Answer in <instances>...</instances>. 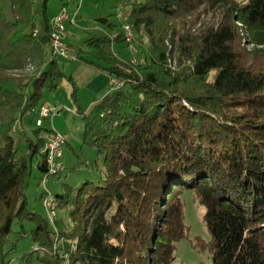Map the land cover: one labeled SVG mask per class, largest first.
<instances>
[{"label":"trees","instance_id":"trees-1","mask_svg":"<svg viewBox=\"0 0 264 264\" xmlns=\"http://www.w3.org/2000/svg\"><path fill=\"white\" fill-rule=\"evenodd\" d=\"M51 1L0 0V99L12 98L18 121L31 117L35 126L21 142L11 134L14 119L0 124V263L16 250L13 226L26 238L30 224L40 250L24 254L26 264H175L189 232L182 196L193 192L206 208L212 264H264V0L133 1L127 22L150 42L137 65L115 54L125 39L108 17L87 31L74 64L123 86L78 109L83 142L104 159L105 179L55 195L72 224L56 220L58 233L26 195L34 166L48 170L51 116L37 126L44 92L68 80L77 101L75 78L50 46ZM209 13L216 21L193 33L187 18ZM171 36L176 73L167 66ZM36 57L39 75L17 73Z\"/></svg>","mask_w":264,"mask_h":264},{"label":"rangeland","instance_id":"rangeland-1","mask_svg":"<svg viewBox=\"0 0 264 264\" xmlns=\"http://www.w3.org/2000/svg\"><path fill=\"white\" fill-rule=\"evenodd\" d=\"M133 1L135 0H84L82 14L89 22V28L91 29H95L96 26L99 27L95 19L108 17L110 21L119 26L118 31H120L124 37L123 28L129 25L127 18ZM136 1L143 2L145 0ZM238 1L246 2V0ZM60 6L61 0H52L48 5L47 14L49 16L56 14ZM187 19L191 22L190 27L193 33H197L202 28L203 24L216 21L212 13L202 15L197 21L191 20L190 16ZM87 39H89V33L87 31L82 32L78 39H75V46L83 48ZM135 39L138 53L137 61H139L138 55H142L143 52L150 47V42L145 35H136V33ZM248 42L247 40L243 41L242 47L247 49L249 53L252 50V45ZM166 47L168 51L167 66L172 72L176 73L180 69V52L177 49L174 37L171 36L170 39L166 41ZM113 50L119 58L128 59V57H130V52L126 44H117L114 46ZM48 56H50V53ZM58 60L59 64L64 68L66 75H73L75 78L77 101L72 98V85L68 80H65L57 91L44 92L42 103L52 109L50 118L52 130L63 133L67 140V144L63 149L62 159L65 170L59 177H51L47 184L44 185L42 180L43 175L38 171L35 165L26 187V195L30 210L47 219L57 233L56 220L63 218L65 227L68 230L72 229V224L67 220L68 217L66 212L61 210H58L56 220L51 223L41 199L46 190L55 196L57 194H64L67 190L77 189L86 182L98 185L105 179L106 172L104 159L98 155L96 149L85 145L83 142L84 123L78 114V109H80L81 112H87L96 104L95 96L93 92L87 88V84L91 79H94L97 74L94 72V69L88 66L84 65L77 67L71 63V61H67L62 57H58ZM40 70L39 58L36 57L34 61L28 62L24 70L17 71V73L34 77L39 75ZM217 75L218 71L213 70L209 75L208 81L210 83L214 82ZM15 105L16 103H14L12 98L2 97L0 99V124L8 123L14 119L15 122L11 134L15 140L24 142V134L34 129L35 126L28 125L31 117H27L21 122L18 121L19 113L16 112ZM59 111L60 113H58ZM23 130L25 133H23ZM182 198L185 202V223L189 228V232L186 238L176 244L175 264H212L211 253L204 245V242H209L211 239L206 224L204 223L206 208L200 204L193 192H185ZM25 227L28 231V237L26 238L20 235V228L17 224L13 226L14 232L11 236V242L16 244V250H14L8 258L10 264H26L22 262V256L26 253L40 250L39 245L29 238V229L31 225L26 224ZM62 243L63 240L57 238V245ZM64 258L66 259V256H64Z\"/></svg>","mask_w":264,"mask_h":264},{"label":"built area","instance_id":"built-area-1","mask_svg":"<svg viewBox=\"0 0 264 264\" xmlns=\"http://www.w3.org/2000/svg\"><path fill=\"white\" fill-rule=\"evenodd\" d=\"M84 0H77V11L83 6ZM75 14H71L70 11L63 7L58 15L51 21V41L50 46L52 52L56 57H62L67 61L74 62L77 60V55L74 53L65 43L64 33L66 30V25L68 23H74ZM37 33V31L35 32ZM123 34L125 38V44L130 52V63L137 64V47L135 45V32L133 27L130 25L124 26ZM112 90H118L123 86V82L117 78L111 79ZM60 113V111L58 112ZM52 111L47 105L41 107L39 118L37 121V126H41L45 118L51 116ZM67 144L65 136L59 132L54 131L46 141L44 153L46 154L47 163V173L43 176L44 185L47 184L51 177H59L65 170L63 159V149ZM42 203L45 210L48 213L51 223L57 218L58 212V201L56 197L46 190L42 196Z\"/></svg>","mask_w":264,"mask_h":264},{"label":"crops","instance_id":"crops-1","mask_svg":"<svg viewBox=\"0 0 264 264\" xmlns=\"http://www.w3.org/2000/svg\"><path fill=\"white\" fill-rule=\"evenodd\" d=\"M83 4H84V2H83ZM63 7L67 8L71 14H75V12H76V15H74V17H75L74 23H68L66 25V30L64 33L66 45L74 53H76L77 48H80V47L75 46V39H78V37L82 34V32H86L88 30H91V28H89V22L87 21V19H85L83 17V14H82L83 8H81L80 10L77 11V0H61V6L58 8L57 13L54 15H51V16L48 15V17L50 18L51 21L58 15V13L60 12V10ZM97 20L98 19H95V21H97ZM96 28H97V26H96ZM113 49H114V47H113ZM49 59H50V57H49ZM71 63L74 64V62H71ZM87 88L93 92V94L95 96V100L97 102L111 92V90H112L111 78L108 77L107 75H104V74H98L94 79L90 80V82L87 84ZM51 111H52V109H51ZM61 134H63V133H61Z\"/></svg>","mask_w":264,"mask_h":264}]
</instances>
